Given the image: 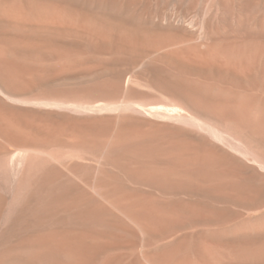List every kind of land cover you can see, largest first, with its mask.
<instances>
[{
	"label": "bare ground",
	"instance_id": "obj_1",
	"mask_svg": "<svg viewBox=\"0 0 264 264\" xmlns=\"http://www.w3.org/2000/svg\"><path fill=\"white\" fill-rule=\"evenodd\" d=\"M86 1L108 5V12L90 11L85 8ZM170 1L0 0L1 91L19 98L49 81L102 73L123 80L128 74L129 81L135 77L148 81L159 98L165 99L160 104L144 102L143 107L160 106L206 116L221 112L246 119L258 105L255 125L264 129V64L260 68L262 52L256 46L257 38L225 39L206 17L191 23L183 12L182 0ZM256 68L260 70L256 72ZM5 103L0 98V135L17 143L41 144L65 134L89 139L108 133L118 145L125 143L136 154L151 159L149 166L135 167L130 177L164 195L195 190L255 201L264 194V180L255 184L246 164L235 162L208 140L176 132L170 124L136 114L137 124L120 126L118 117L111 116L107 130L93 125L100 120L97 117L88 124L55 121L44 112ZM112 192L115 199L113 196L111 206L131 227H137L143 239L172 240L160 245L159 250L153 246L155 250L138 251L127 261L110 256L106 264H254L248 262L251 256L264 257L262 238L233 244L201 231L178 234L180 227L206 223L211 214L218 212L200 200L177 196L165 201L119 186H114ZM122 238L117 233L107 237L55 233L42 239V249L70 255L72 261L68 264H88Z\"/></svg>",
	"mask_w": 264,
	"mask_h": 264
},
{
	"label": "rangeland",
	"instance_id": "obj_2",
	"mask_svg": "<svg viewBox=\"0 0 264 264\" xmlns=\"http://www.w3.org/2000/svg\"><path fill=\"white\" fill-rule=\"evenodd\" d=\"M174 1L171 0L170 4ZM84 5L93 12H108V5L102 6L90 1ZM182 8L193 24L201 17L208 18L225 39L257 38L256 46L262 52L258 62L262 68L264 0H182ZM196 27L192 26L193 29ZM260 68H256V72ZM93 76L81 77V81L76 77L79 82L76 78L45 82L19 98L6 96L0 89V98L8 106L32 108L41 114L44 112L43 115L55 121L88 124L89 120L97 117L100 120L93 125L107 130L108 117L111 116L118 117L120 126L137 124L134 119L136 114L158 123L170 124L178 133L210 141L217 146L218 151L235 162L246 164L255 184L263 182L264 129L255 125L258 105L253 107L246 119L234 118L221 112L206 116L186 110L171 111L160 106L143 107L141 104L144 102H165L145 79L135 77L133 82L130 80L131 83L128 74L123 80L108 73ZM10 139L0 135V264L70 263L72 258L66 253L43 251L42 239L55 233L100 237L117 233L123 237L109 250L107 247L98 260L88 264H106L110 256H120L123 261H127L138 251L150 248L159 250L172 240L161 237L143 239L137 227L132 224L131 227L122 218L120 211L111 206L110 202L115 199L112 192L114 186L165 201L177 196L200 200L205 207L218 209L217 214H211V222L180 227L178 234L201 231L233 244L243 239H264V194L256 202L251 199L236 200L227 195L199 194L195 190L164 195L147 183L130 177L135 167L149 166L151 159L144 154H136L125 143L118 145L114 138L108 137V133L89 139L65 134L41 144H23ZM261 252L264 254V247ZM249 259L250 263L255 264L257 261L256 264H264L263 256L253 255Z\"/></svg>",
	"mask_w": 264,
	"mask_h": 264
}]
</instances>
